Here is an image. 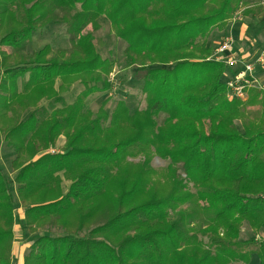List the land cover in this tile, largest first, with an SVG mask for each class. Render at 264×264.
<instances>
[{
    "label": "trees",
    "instance_id": "16d2710c",
    "mask_svg": "<svg viewBox=\"0 0 264 264\" xmlns=\"http://www.w3.org/2000/svg\"><path fill=\"white\" fill-rule=\"evenodd\" d=\"M245 6L0 0V145L15 174L0 159V264H15L19 207L34 234L24 264H264V88L229 97V66L210 45ZM101 16L125 42L121 66L98 51ZM54 22L70 47L31 54ZM118 67L122 82L129 70L143 82L145 105L118 99L108 111L107 97L93 111L88 98L113 88ZM42 101L64 104L48 112Z\"/></svg>",
    "mask_w": 264,
    "mask_h": 264
},
{
    "label": "rangeland",
    "instance_id": "374dc122",
    "mask_svg": "<svg viewBox=\"0 0 264 264\" xmlns=\"http://www.w3.org/2000/svg\"><path fill=\"white\" fill-rule=\"evenodd\" d=\"M243 8L240 10L233 18V20L243 13ZM101 23V28L95 31V43L98 48V51L105 58H110L116 61L118 66L122 65V61L124 58L123 49L125 47V42L118 39L114 32L111 29L110 22L106 16H101L99 19ZM226 33L223 31H218L216 35L210 39V45H213L214 52L211 58H214V54L216 49L223 42ZM46 44H51L54 48H68L70 47L69 35L67 34L66 25L60 22H54L49 24L47 27L39 29L35 32L33 40L29 43L28 50L31 54H38L39 50L45 46ZM6 50H10L9 48H5ZM125 71H121L119 67L116 71L111 75L112 81L115 83L113 88L110 89L106 93H94L88 98V105L93 111H97V109L101 106L102 102L107 99V97L112 100L107 106L108 111H111L114 107V102L118 99H123L127 102L130 107V110L133 111L137 107H142L145 105L143 95L141 94V88L143 82L140 80H136L132 77L131 71L129 70L126 74L128 76L127 81L122 82L124 78ZM84 89V85L80 82L74 84L71 90L64 94L65 103H72L76 96ZM248 97V96H247ZM64 103H54L51 101H42L40 103V107H45L48 112L53 110L55 107H61ZM29 111L25 114V116L29 115ZM64 145V138H60L57 142L56 149H62ZM14 157L13 152H11L8 147L4 144L0 145V159L2 161V167L6 170V174L12 178L14 177V173L11 168V159ZM153 165L156 168H163L166 166V161L156 157L153 161ZM70 182L64 181V188L67 189L69 187ZM19 214V213H18ZM18 224L16 226V242L19 243L20 247L27 252L29 248V244L34 236L24 225V223L19 222L18 215ZM54 234L58 233L59 230L56 228L52 229ZM253 236V232L250 231L247 227L244 228L243 231V239H247ZM260 237L264 238L263 233L260 234ZM14 263L18 264V257L14 255ZM251 264H259V259L256 258Z\"/></svg>",
    "mask_w": 264,
    "mask_h": 264
},
{
    "label": "crops",
    "instance_id": "0c3cea01",
    "mask_svg": "<svg viewBox=\"0 0 264 264\" xmlns=\"http://www.w3.org/2000/svg\"><path fill=\"white\" fill-rule=\"evenodd\" d=\"M245 9L252 10L250 13H241L235 21H231L224 33L232 39V47L225 54V57L233 56L237 62L234 66L229 67L227 75H231V71L235 72L243 68L244 62L255 60L256 56L264 50V0H245ZM256 74L261 78L264 84V67L257 66ZM226 75V76H227ZM19 213V214H18ZM24 222L25 212L19 207L16 213V224L14 226L16 235V226L18 222ZM264 235V228L262 230ZM30 246V244H29ZM25 250L22 249L18 242L14 243V255L18 257V264H24ZM257 258V257H256ZM255 258V259H256Z\"/></svg>",
    "mask_w": 264,
    "mask_h": 264
},
{
    "label": "built area",
    "instance_id": "2783aa9c",
    "mask_svg": "<svg viewBox=\"0 0 264 264\" xmlns=\"http://www.w3.org/2000/svg\"><path fill=\"white\" fill-rule=\"evenodd\" d=\"M237 16L233 21H235ZM232 47V39L227 37L216 49L214 59L224 61L229 67L234 66L237 62L233 56L225 57V54ZM264 67V50H262L253 61L244 62L243 68L237 70L234 74L227 75V86L229 89V97L244 99L248 96L251 88H264L261 78L256 74L257 66ZM56 148L51 149L55 152Z\"/></svg>",
    "mask_w": 264,
    "mask_h": 264
}]
</instances>
